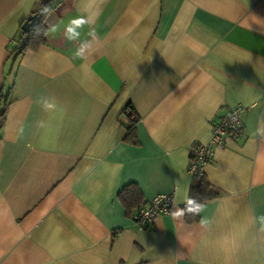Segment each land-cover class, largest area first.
<instances>
[{"label": "crops", "instance_id": "1", "mask_svg": "<svg viewBox=\"0 0 264 264\" xmlns=\"http://www.w3.org/2000/svg\"><path fill=\"white\" fill-rule=\"evenodd\" d=\"M39 1L0 0V264H264V0H49L16 54ZM236 105L187 221L189 146ZM128 184L171 212L140 227Z\"/></svg>", "mask_w": 264, "mask_h": 264}, {"label": "built area", "instance_id": "2", "mask_svg": "<svg viewBox=\"0 0 264 264\" xmlns=\"http://www.w3.org/2000/svg\"><path fill=\"white\" fill-rule=\"evenodd\" d=\"M242 110L239 105L231 107L225 116L212 123L211 138L208 143L194 142L189 146L187 172L192 179L203 177L205 165L211 160L215 149L225 146V139H236L242 134L240 117ZM124 112L132 119L135 117L134 111L129 107H126ZM1 121L0 112V124ZM172 207L173 192H160L152 196L131 218L140 227L153 226L157 218L162 214L170 213Z\"/></svg>", "mask_w": 264, "mask_h": 264}, {"label": "trees", "instance_id": "3", "mask_svg": "<svg viewBox=\"0 0 264 264\" xmlns=\"http://www.w3.org/2000/svg\"><path fill=\"white\" fill-rule=\"evenodd\" d=\"M50 8L51 5L49 4V0H40L37 3L36 7L31 12V14L35 16V21L27 30H23L22 28H20V37L17 40L16 46L13 47L14 53L19 54L27 49H35L40 44L45 42L44 35L47 26L44 23V18ZM126 107H129L133 110L130 104H127L125 108ZM123 114L124 119L127 122L124 124L126 128L125 137L129 140H132L133 123L136 121L138 116L134 112L135 117L132 119L128 114L124 112V110ZM217 195L218 192L206 181L204 175L202 178L194 180V183L190 186L189 189L188 202L183 206L187 221L197 220L199 218V206L201 205V203L207 199L216 197ZM119 196L126 209L130 213L131 217L135 212L144 207L147 203L141 201L140 190L134 184L126 185L119 193Z\"/></svg>", "mask_w": 264, "mask_h": 264}, {"label": "water", "instance_id": "4", "mask_svg": "<svg viewBox=\"0 0 264 264\" xmlns=\"http://www.w3.org/2000/svg\"><path fill=\"white\" fill-rule=\"evenodd\" d=\"M34 17L35 16L33 14H29L21 24V28L23 30H27L34 23Z\"/></svg>", "mask_w": 264, "mask_h": 264}, {"label": "clouds", "instance_id": "5", "mask_svg": "<svg viewBox=\"0 0 264 264\" xmlns=\"http://www.w3.org/2000/svg\"><path fill=\"white\" fill-rule=\"evenodd\" d=\"M42 106H43V108H44L45 110L54 109V108L56 107L55 104H50V103H48L47 100L42 101ZM40 126H44L43 122H40ZM199 207L201 208V206H199ZM182 214H183V213H182V211H181V212H179V213H176L175 215H182ZM262 219H264V218H262Z\"/></svg>", "mask_w": 264, "mask_h": 264}]
</instances>
